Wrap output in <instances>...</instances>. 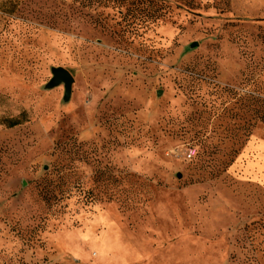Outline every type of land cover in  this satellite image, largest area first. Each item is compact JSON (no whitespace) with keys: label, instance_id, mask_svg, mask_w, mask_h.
I'll list each match as a JSON object with an SVG mask.
<instances>
[{"label":"rangeland","instance_id":"1","mask_svg":"<svg viewBox=\"0 0 264 264\" xmlns=\"http://www.w3.org/2000/svg\"><path fill=\"white\" fill-rule=\"evenodd\" d=\"M0 264H264V0H0Z\"/></svg>","mask_w":264,"mask_h":264},{"label":"water","instance_id":"2","mask_svg":"<svg viewBox=\"0 0 264 264\" xmlns=\"http://www.w3.org/2000/svg\"><path fill=\"white\" fill-rule=\"evenodd\" d=\"M53 77L48 84L49 88H54L59 86L60 84H64L65 94L64 97L69 99L72 92V84L74 82V78L72 74L63 67H57L52 69Z\"/></svg>","mask_w":264,"mask_h":264},{"label":"trees","instance_id":"3","mask_svg":"<svg viewBox=\"0 0 264 264\" xmlns=\"http://www.w3.org/2000/svg\"><path fill=\"white\" fill-rule=\"evenodd\" d=\"M20 124V122H18V120H11L10 122H9V124L7 125V128H13V127H16L17 125H19Z\"/></svg>","mask_w":264,"mask_h":264}]
</instances>
